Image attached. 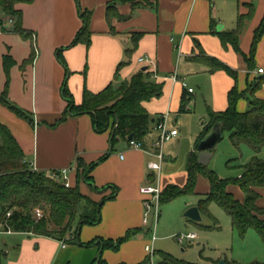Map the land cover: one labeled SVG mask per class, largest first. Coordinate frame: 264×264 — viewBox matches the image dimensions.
<instances>
[{
  "label": "crops",
  "instance_id": "0c3cea01",
  "mask_svg": "<svg viewBox=\"0 0 264 264\" xmlns=\"http://www.w3.org/2000/svg\"><path fill=\"white\" fill-rule=\"evenodd\" d=\"M240 1L251 0H238V13L239 10H247L245 6H239ZM253 2L254 15L246 23V26L252 23L251 29L244 38V28L240 51L230 43H223L219 32L224 31L225 25L219 23L221 20L217 19L216 5L212 0H141L137 5L129 0H32L17 4L23 11L24 27L34 32V35L28 38L21 33L0 31V93L6 87L4 56L9 54L16 61L10 69L9 99L29 111L34 122L3 103H0V120L11 128L27 159L39 170L50 172L74 166L79 157H83L88 164L98 161L90 175L94 183L104 187V190H96L89 183L88 186L87 182H84L86 190H82L81 185L80 188L96 201L104 197L108 199L103 204L101 220L84 224L79 232V240H76L75 235H69L70 239L67 240L29 232H4L26 236L4 242V247H0L3 264H95L100 254L109 264H136L147 256L144 229L148 224L143 220L144 194L140 188L152 181L148 162L154 156L121 140L111 156L100 160L110 150L111 132L98 131L90 113L72 115L62 123L53 125L68 106L62 91L67 69L58 58V50H62L67 61L70 70L67 84L76 103L83 100L86 87L99 92L110 83L119 85L144 66L149 68L151 78L164 82V92L160 97L144 101L153 124L143 143L150 146L158 135L156 122L165 113L172 115L167 109L170 87L177 83L183 84L178 114L188 110L181 109L184 93L189 101L195 96L196 88L188 86L186 71L189 74L205 71L215 79H220L219 86L227 100L216 107L207 103V109L211 106L216 111L228 107V93L234 85L244 90L248 82L264 74L258 72L260 67L264 68V36L258 45L254 66L249 64L245 56L250 53L254 30L264 16V0ZM111 4L122 18L109 16ZM80 7L91 11L89 44L73 43L83 26ZM136 36L137 44L134 43ZM177 44H180L181 50ZM34 45L37 57L33 63L26 64ZM238 55L245 60L242 61ZM141 56L151 57L152 63L139 61ZM203 56L216 57L237 70V79L225 69L210 71L209 66L200 60ZM232 58L240 61V67ZM121 62L123 65L120 67ZM197 64L203 67L198 68ZM175 72L180 78L178 81L172 78ZM167 80L169 84L166 88ZM256 95L264 98V85ZM238 108L242 111L247 109L246 104L240 105V101ZM192 151H197L199 155L196 145ZM73 178L75 184V172ZM114 186H118L119 191L112 198ZM234 186L237 185L231 186V190L235 193ZM208 191L202 192V195ZM258 191L261 193L258 205L264 207V187H258ZM198 202L190 206L198 205ZM135 229L139 232L124 241L118 250L101 245V238L117 239ZM92 240L95 243L87 244ZM254 261L264 262L259 259Z\"/></svg>",
  "mask_w": 264,
  "mask_h": 264
},
{
  "label": "trees",
  "instance_id": "16d2710c",
  "mask_svg": "<svg viewBox=\"0 0 264 264\" xmlns=\"http://www.w3.org/2000/svg\"><path fill=\"white\" fill-rule=\"evenodd\" d=\"M30 1L32 0H0V31L16 32L28 38L32 37L34 32L24 27L23 11L17 7L20 2ZM129 1L137 5L141 0ZM239 6H245L247 10H239L237 26L234 29L219 32L223 43L225 45L232 44L238 51L241 50V34L247 21L253 17L255 12L253 0L240 1ZM113 9L111 4L109 6L110 17L114 15L119 18L123 17L117 10ZM80 13L83 26L78 31L73 43L85 42L89 44L91 41V11L80 7ZM263 36L264 16L254 30L250 53L245 54L251 66H254L258 45ZM137 42L138 37L136 36L134 43L137 44ZM61 51V49L58 50V58L67 69L62 91L68 100V106L62 117L53 125L62 123L72 115L90 113L98 131L110 130L111 132L110 150L100 160L107 158L121 140L130 143L132 140H138L143 143L145 136L150 132L152 123V116L144 106V101L160 97L164 92V82L152 80L149 68H142L119 85L110 83L99 92H94L86 87L83 100L76 103L67 84L70 70ZM36 57L37 49L34 45L32 53L25 63H33ZM200 60L209 66L210 71L225 69L237 79V70L218 58L203 56ZM15 62L11 55L4 56L7 82L4 91L0 94V103L7 105L33 123L32 114L9 99L10 69ZM122 65L123 62L119 64L120 67ZM263 85L264 74H261L250 89L240 90L237 85H234L228 93V107L225 110L216 111L209 106L210 120L198 135L195 143L198 148L201 140L215 125H218L223 133L229 131L230 140L235 147L241 149L242 145L246 144L254 153L252 159L244 163H240L239 157L229 160V164L232 166L239 162L238 167L241 168V172L235 176L222 177L210 165H202L199 162L197 151H192L187 163L186 183L184 185L174 183L164 186L162 203L180 195L198 193V178L202 174L209 179L210 189L203 194L198 202L201 212L211 215L209 206L215 201L231 216L233 229L241 237H245L247 231L253 227L264 241V207L258 205V200L261 197L258 187H264V158L259 156L264 148V98L255 97V93ZM244 96H247L249 100V107L242 111L238 108V102ZM188 101L189 98L184 93L182 111H186ZM130 135H132L131 138ZM97 163L98 161L88 164L83 157H79L77 159L76 183L67 187L52 174V171L57 169L50 172L33 169L11 128L0 120V226L3 223L5 227H11L16 232H29L60 239L66 238L67 240L70 239L69 235H75L76 240H79V232L84 224L101 220L102 207L108 199L104 197L100 201L92 200L80 188V182L84 180L94 189L104 190V187L101 190L94 183L90 175ZM233 185L239 186L244 191V199L238 198L231 190ZM114 187L110 196L112 198L119 191L118 186ZM83 200H90L92 203L89 210L85 212H81ZM38 208L43 211L42 217H37L36 209ZM10 210L12 213L8 215ZM138 232V229L129 230L126 235L117 239L101 238V245L104 248L118 250L124 241L129 240ZM93 243L95 240L87 242V244ZM159 254L158 264H202L188 261L166 251H160ZM0 264H3L2 260H0ZM95 264H109V262L100 254ZM136 264H152L151 256L148 254L143 261ZM210 264L221 263L220 260H214ZM224 264L243 263L236 259L229 260L226 258ZM250 264H264V262L254 261Z\"/></svg>",
  "mask_w": 264,
  "mask_h": 264
},
{
  "label": "rangeland",
  "instance_id": "374dc122",
  "mask_svg": "<svg viewBox=\"0 0 264 264\" xmlns=\"http://www.w3.org/2000/svg\"><path fill=\"white\" fill-rule=\"evenodd\" d=\"M212 2H215L216 5L217 19L221 20L219 23L225 25L224 30L236 27L238 0H212ZM251 24L245 26L244 38L248 35ZM218 39L220 40L219 36ZM238 57L241 58L240 55ZM241 60H245L244 57ZM232 61H235L239 66L238 62L240 61L237 58H232ZM197 66L198 68L203 67L201 64H197ZM238 69L240 70V68ZM186 73L188 86L195 87L196 92L195 96L188 102L187 112L178 114L177 111H179L184 91L183 84L177 83L170 87L167 109L172 112V115L168 117L167 122L170 127H175L174 125L179 127L180 132L178 136L167 141L164 145V152L169 157L166 156L167 160L164 163V185L173 181L180 185L186 183L189 154L195 147L197 135L210 120L207 103L216 107L227 100L226 94L219 86L220 79H215L205 71L194 72V74H189L186 71ZM151 79L155 80L154 78ZM256 80L257 77L248 82L247 88H252ZM241 82H243V79H241ZM168 84L167 80L166 88ZM255 97H258L256 93ZM239 101L240 105L246 104V108H248L249 100L247 96L242 97ZM152 124L153 122L151 126ZM112 153L109 155L111 156ZM252 156L253 152L246 144H243L241 149L236 148L230 140V132L226 131L223 139L218 142L214 149L210 167L215 169L222 177L235 176L241 172V168L238 167L239 162L232 166V164H229V160L239 157L240 161L245 162L251 160ZM259 156L264 158V148ZM84 182L86 181L82 180L80 182L82 190L87 189ZM209 188V179L204 175H200L197 184L198 193L180 195L161 203L160 218L155 232L157 239L154 244L156 249L153 255L154 264H158L160 260V251L170 252L177 257L202 264H210L212 259L221 260L223 257L229 260L236 259L243 264H250L257 259L264 260V241L257 230L252 227L247 231L245 237H241L233 229L231 216L217 202L214 201L209 206L211 215L203 212L201 220H193L185 215L190 204L198 202L203 196L202 192L209 190ZM234 188L236 196L243 199L244 193L241 189L237 186H234ZM100 189H103V187H100ZM90 198L95 200L92 197ZM90 206H92L90 200H83L81 212L89 210ZM186 232H196L198 236L192 240L185 239L181 241L178 236ZM25 236L24 234L1 233L0 247H4L5 241L12 242ZM152 237L153 230L152 223H150L144 229L146 244L151 242ZM1 252L3 251H0V255Z\"/></svg>",
  "mask_w": 264,
  "mask_h": 264
},
{
  "label": "built area",
  "instance_id": "2783aa9c",
  "mask_svg": "<svg viewBox=\"0 0 264 264\" xmlns=\"http://www.w3.org/2000/svg\"><path fill=\"white\" fill-rule=\"evenodd\" d=\"M12 22V20H10ZM177 47L179 50H181L180 44H177ZM139 61L144 63H152V58L148 56H141L139 58ZM259 73H264V68L260 67L258 69ZM172 78L174 81L180 80L178 77V74L175 72L172 75ZM184 84L186 82L183 80ZM192 91L193 88H190ZM169 113L163 114V116L156 122L155 129L158 131L157 137L154 139L153 143L149 145H144V143L138 141V140H132L131 144L135 147L141 148L151 155L154 156L153 159H151L148 162V167L152 171V181L149 183L143 184L140 188L141 192L144 194V223L150 224L152 223V230H153V237L150 243H147L145 248L148 254L152 257L151 263L154 264V258L153 255L155 253V241L157 239L156 237V227L157 223L160 218V206L162 203V193L164 189L163 184V169H164V163L166 160V154L164 152V145L167 141L173 139L179 134V129L177 127H170L168 125L167 119ZM123 156V154H121ZM31 166L35 170H39L33 162H31ZM77 171V163L74 166L69 167H62L58 168L56 171H52V174L61 182H63L67 187H70L74 184L73 182V174ZM12 211L10 210L8 212V215H11ZM37 217L43 216V211L41 209H36ZM8 232L12 233L15 232L11 227H5V224H1L0 226V234ZM196 232H186L180 234L178 237L181 241L185 239H195L197 237ZM64 246L66 244L64 243Z\"/></svg>",
  "mask_w": 264,
  "mask_h": 264
},
{
  "label": "water",
  "instance_id": "95a60500",
  "mask_svg": "<svg viewBox=\"0 0 264 264\" xmlns=\"http://www.w3.org/2000/svg\"><path fill=\"white\" fill-rule=\"evenodd\" d=\"M143 69H147V66H144ZM132 135H130V138ZM224 137V133L222 130H220L218 125H215L212 130L207 134V136L201 140V142L198 145L199 150V162L202 165H208L210 163L211 158L214 155L213 148L216 147L217 143L222 140ZM185 215L193 220H201L202 219V212L198 205L190 206L186 212ZM226 261V258L223 257L220 260L221 264H224Z\"/></svg>",
  "mask_w": 264,
  "mask_h": 264
}]
</instances>
